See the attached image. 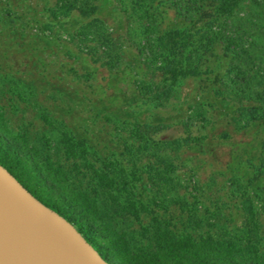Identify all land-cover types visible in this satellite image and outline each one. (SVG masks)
Masks as SVG:
<instances>
[{"label": "rangeland", "instance_id": "obj_1", "mask_svg": "<svg viewBox=\"0 0 264 264\" xmlns=\"http://www.w3.org/2000/svg\"><path fill=\"white\" fill-rule=\"evenodd\" d=\"M190 1L124 0L122 13L112 0H88L94 10L83 17L60 0H0V137L12 157L0 161L55 206L70 203L48 181L56 162L80 171L62 186L86 190L87 163L119 181L111 191L125 212L136 202V218L122 227L129 244L102 253L115 264H172L167 244L185 247L182 264H264V122L237 128L242 107L264 119V3L239 1L225 16L221 0H202L192 14ZM168 29L217 39L157 106L139 93L151 80L142 63ZM224 37L233 41L227 50ZM186 133L197 141L165 148ZM64 135L77 143L69 161ZM8 139L26 146L14 157Z\"/></svg>", "mask_w": 264, "mask_h": 264}, {"label": "trees", "instance_id": "obj_2", "mask_svg": "<svg viewBox=\"0 0 264 264\" xmlns=\"http://www.w3.org/2000/svg\"><path fill=\"white\" fill-rule=\"evenodd\" d=\"M60 1H62L63 4H65L70 10L76 11L83 17H86L94 10V7L86 9L88 0ZM112 1L118 11L122 13L125 12V8L122 7L124 0ZM239 1L244 0H221L218 9L222 15H230L233 6H235ZM250 1L264 3V0ZM201 2L202 0L190 1L187 8H185V11L192 14L195 8L197 9L201 6ZM175 12L176 16H180L184 23L190 22L191 19H187V17L183 16L179 11ZM185 31V29H168L163 31L152 41L149 49L150 56L144 63H142L144 64V68L148 70V74L151 75V80L146 82L144 86L140 88L139 93L142 96L148 94L150 99L157 106L161 105L159 102L169 98L174 84L179 79L196 74V54L200 51V49L205 48L207 45L211 44L212 41L214 42L217 39L216 34L210 32H207L204 36L191 39V35L187 34ZM80 35L85 36V33L81 31L79 33V36ZM224 39L226 40L224 50H227L229 46L231 47V45H233V41L229 37H224ZM88 54L93 56L95 60L102 58L101 55L96 53H86V55ZM105 59L106 61H103V64H107L108 57ZM110 60H112V58H110L108 62ZM238 102H242L241 99ZM241 111H245L247 115L243 124L237 128L242 129L247 126H251L254 122H264L263 115L256 113V108L254 107H242ZM13 112L14 111L12 110L10 113L8 112V114H11L10 116H12L13 120L18 121L19 117L14 115ZM143 126L147 127L146 125ZM186 128L187 127L184 126L185 130ZM196 141L197 137L191 136L190 133H186L179 139H172L164 141L163 143L166 145L165 148L167 150L172 151L183 145L188 146L194 144ZM5 143L14 147L11 151L12 154H15L14 157L17 155L18 150L25 148L24 146H26L25 139H21L18 142L8 139ZM62 143L63 161H69L71 157H74V145H77V143H74L70 137H66L65 135L62 139ZM9 149V146L4 147L3 139L0 137V156H2L5 160H11L12 158L9 155ZM57 152V149L54 148L51 153L55 157ZM48 158L49 157H46L45 160H48ZM0 164L14 176L6 164L1 161ZM55 164L57 168L53 171L55 174H53L52 179L48 181L51 182V187L55 188L57 191H61L62 196L65 199L69 198L72 205L70 203H66L64 200L60 201L58 206L47 204L40 199L39 200L70 221L82 234V236L97 250L101 257L115 264L111 259L107 258L102 253L110 254L114 257L116 249L120 246L126 247L127 244H129V240L126 238L127 231L122 227L126 225V223L131 222L132 218H136V202L127 201V204L124 202L129 209L125 212L124 210L126 209V206L121 205L116 193H114V191L119 192L121 190V187L120 190L117 189V185L120 184V182L115 181L113 178H108V175L105 172L98 173V169L94 168L90 163H87L86 166L93 175L88 179V182H86L87 185H84L87 188L86 190H79L81 187V183L79 181L76 185L72 184L73 186L71 188L67 185L62 186L61 178L64 182L66 179V177H64L65 174L70 173L75 177L77 174H80V171L74 163L71 164L70 168L67 169L66 172L58 165L57 162ZM218 176L223 177V174H219ZM124 185L126 186V183L122 182L121 186L123 187ZM113 189L114 191H111ZM122 190L127 191V188L124 187ZM73 206L80 207H78L77 211H74V209H72ZM98 220H100L99 223H97ZM102 239L104 242H107L106 245L102 243L103 241H100ZM166 246L169 247V250L167 251L169 254L166 255V257L169 256L170 258L169 262H173L172 264H182L179 261L183 258L181 251L185 250V247L183 245H178L175 248H171L168 244Z\"/></svg>", "mask_w": 264, "mask_h": 264}, {"label": "water", "instance_id": "obj_3", "mask_svg": "<svg viewBox=\"0 0 264 264\" xmlns=\"http://www.w3.org/2000/svg\"><path fill=\"white\" fill-rule=\"evenodd\" d=\"M0 264H113L0 164Z\"/></svg>", "mask_w": 264, "mask_h": 264}]
</instances>
